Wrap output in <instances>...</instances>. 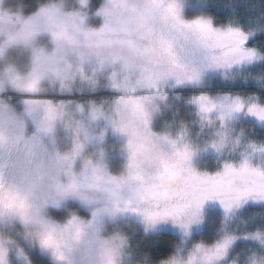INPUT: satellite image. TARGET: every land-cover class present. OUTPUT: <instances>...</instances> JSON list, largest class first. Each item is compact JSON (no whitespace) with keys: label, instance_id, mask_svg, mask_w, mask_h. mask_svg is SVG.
<instances>
[{"label":"clouds","instance_id":"clouds-1","mask_svg":"<svg viewBox=\"0 0 264 264\" xmlns=\"http://www.w3.org/2000/svg\"><path fill=\"white\" fill-rule=\"evenodd\" d=\"M214 2L227 18L209 0H0V264H264V211L244 214L264 202V99L210 90L264 89V0ZM209 153L215 171L195 163ZM245 162L260 175L219 186L253 194L190 205L196 178ZM209 200L211 240L195 235ZM169 224L154 256L144 240Z\"/></svg>","mask_w":264,"mask_h":264},{"label":"trees","instance_id":"trees-1","mask_svg":"<svg viewBox=\"0 0 264 264\" xmlns=\"http://www.w3.org/2000/svg\"><path fill=\"white\" fill-rule=\"evenodd\" d=\"M101 3V0H92V7H98ZM207 11L212 12L216 14L219 18L225 19L227 18V14L224 10L219 8L217 4L214 2V0H209V5L206 8ZM241 11H243V8H241ZM264 65H258L257 67H261ZM256 70V69H253ZM228 89V88H237L242 90H256L260 92L261 99H264V89H260L258 85H256L253 82H249L247 85L237 82L235 85L231 84H220V83H213L210 86L211 91H216L217 89ZM179 91V89H177ZM193 89L191 87L185 88L183 90V94L185 96L189 95ZM100 94L102 95H111L109 92L102 91ZM157 128L159 127V122L155 125ZM258 131H260L259 127L257 126ZM122 161V157L120 158ZM201 168H204L201 166ZM210 171H215L217 169L216 166H208L207 167ZM70 207H76L79 208L78 204H74L70 202ZM208 214V221L201 227V229L197 230L195 232V235L197 236H203L204 238L211 240L215 236V227L212 226V222H217L219 220V217L222 213V210L220 208H207L205 210ZM264 211V204H249L247 209L245 210V215L247 216L251 212H260ZM81 213L84 215H87V213L81 209ZM65 214L64 210L61 211H54V215L58 217H62ZM259 222V221H257ZM177 239V235L175 233H172L170 231H161L159 234L150 235L149 237L145 238L144 243L147 244L153 251L154 256H160L165 255L171 250L172 242ZM250 242L245 241H238L236 244V248H240L242 246H245ZM33 259L37 262V264H51V261L48 259L47 256L41 255L39 251H33L32 252Z\"/></svg>","mask_w":264,"mask_h":264},{"label":"snow or ice","instance_id":"snow-or-ice-1","mask_svg":"<svg viewBox=\"0 0 264 264\" xmlns=\"http://www.w3.org/2000/svg\"><path fill=\"white\" fill-rule=\"evenodd\" d=\"M180 158L182 159L183 156H180ZM172 170H173L172 166H168L166 168V171L168 172H171ZM234 172L260 175V173H258L256 169L251 168L247 164V162L242 164L239 169H233L231 165H226L223 176H217V177H212V178H208V177L196 178L195 183L207 182L210 184V186L205 189L199 190V191H196L194 188L191 192V200L189 202L190 205L195 209V208H198L203 203V201L206 199L218 198L220 199V202L225 207H228L233 199H238L240 196H246V195L253 194L256 191V189L247 188L244 191L236 192L235 196H230L229 189L219 186L225 177H229ZM178 211H179V208H169V209H165L164 213L175 215Z\"/></svg>","mask_w":264,"mask_h":264},{"label":"rangeland","instance_id":"rangeland-1","mask_svg":"<svg viewBox=\"0 0 264 264\" xmlns=\"http://www.w3.org/2000/svg\"><path fill=\"white\" fill-rule=\"evenodd\" d=\"M91 22L92 23H94V24H99V23H101V18L100 17H93L92 19H91ZM213 83H220L218 80H216V79H212V83L211 84H213ZM104 92H108L107 90H104ZM110 93V92H109ZM106 95V94H105ZM246 123L247 122H253L252 121V119L251 118H249L248 120H246L245 121ZM259 127V126H258ZM109 141L110 142H115V139L114 138H112V137H109ZM120 158H121V156L120 155H118V154H113V156H112V164H113V167L114 168H118L120 165H121V163H122V161L120 160ZM213 160H214V154H212V153H209L208 155H206V156H200V157H197L196 159H195V163H197L200 167L202 166V167H208V166H216V167H218V164H216V163H214L213 162ZM256 161L254 160L253 161V163H255ZM72 203H74L75 204V202H72ZM249 204H253L251 201L249 202ZM256 204H264V202H262V203H256ZM220 208L221 210H222V208H221V205H220V203H219V201H215V200H209V201H206L205 202V205H204V208H205V210L207 209V208ZM201 229V228H200ZM165 230H167V231H170V232H172V233H175L176 234V231H175V229L169 224V225H165V226H162V230L161 231H165ZM199 230V229H198ZM197 231V230H196ZM195 231V232H196Z\"/></svg>","mask_w":264,"mask_h":264}]
</instances>
